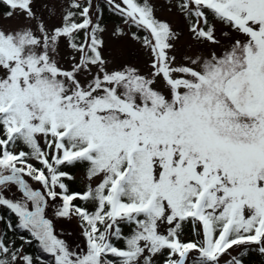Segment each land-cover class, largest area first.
<instances>
[{
    "label": "snow or ice",
    "instance_id": "obj_1",
    "mask_svg": "<svg viewBox=\"0 0 264 264\" xmlns=\"http://www.w3.org/2000/svg\"><path fill=\"white\" fill-rule=\"evenodd\" d=\"M0 264H264V0H0Z\"/></svg>",
    "mask_w": 264,
    "mask_h": 264
}]
</instances>
